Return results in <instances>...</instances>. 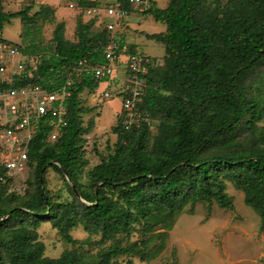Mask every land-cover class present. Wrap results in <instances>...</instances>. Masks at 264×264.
I'll use <instances>...</instances> for the list:
<instances>
[{
	"label": "trees",
	"instance_id": "obj_1",
	"mask_svg": "<svg viewBox=\"0 0 264 264\" xmlns=\"http://www.w3.org/2000/svg\"><path fill=\"white\" fill-rule=\"evenodd\" d=\"M121 1L125 8L131 9L129 0ZM205 1L169 0L167 7L161 8L151 0L150 7L144 11L167 27L159 33H144L148 39L166 45V70L157 74L151 62L148 87L139 106L150 116L160 113L176 119L177 133L166 149L167 157L161 162H151L140 150V145H136L127 157L120 148L130 133L139 127L127 130L122 126L121 115L120 148L96 167L98 181L102 182L96 190V198L93 200L83 193L74 179L79 156L76 142L81 130L80 114L86 110L80 106L79 95L93 79L83 75L76 80L73 95L68 100L67 125L60 137L59 148L50 145L41 149L49 127H40L31 143L30 156L32 153L37 157L38 195L22 207L0 211V233L5 222H22L13 231L11 239L0 238L7 264H109L82 257L76 253L77 248L65 250L59 258L44 257L43 245L36 241V233L27 227L26 217L52 218L62 210L65 216L63 232L76 246L69 230L79 217L86 221L87 228L100 230L105 238H109L107 232L114 227L131 232L152 207L165 208L175 215L194 199L216 198L226 206L230 201L221 174H228L235 185L245 191L247 203L260 212L264 224V151L254 156L231 157L233 150L227 149L231 144L229 141L239 131L253 128L263 114L253 97L239 92L236 81L246 70L264 64V0H229L225 5L222 0H215L214 9L204 8ZM100 4L97 0H80L72 8L82 12L86 7ZM41 7L32 15L29 14L30 6L7 12L0 0V31L14 17H20L25 24L51 10L49 5ZM64 28L65 25L60 23L54 30V53L37 54L41 56L36 73L40 77L48 79L57 70L82 58H87L90 63L104 59L102 52L107 33H93L92 24L84 22L76 29L78 40L70 41L65 37ZM131 49L136 51L137 47ZM40 77L35 81L41 83ZM213 147L217 151L206 155ZM51 167L62 175L65 170L74 189L92 204L84 205L80 212H71L69 205L53 203L46 178ZM0 175L6 176L2 168ZM10 179L0 181V193ZM106 189H119L126 206L106 196ZM5 215L8 217L3 221ZM151 216L158 220L157 215L151 213ZM115 253L111 251V254Z\"/></svg>",
	"mask_w": 264,
	"mask_h": 264
},
{
	"label": "rangeland",
	"instance_id": "obj_2",
	"mask_svg": "<svg viewBox=\"0 0 264 264\" xmlns=\"http://www.w3.org/2000/svg\"><path fill=\"white\" fill-rule=\"evenodd\" d=\"M80 0H50L51 10H46L34 21H26L4 25L1 32L5 39L20 40V49L28 54L48 56L55 52L54 30L60 23L65 25L66 39L77 41L76 29L80 23L92 24L91 32L107 33L102 25L97 24V18L89 14L87 9L72 8ZM107 4L115 0H97ZM165 8L169 0H154ZM229 0H222L225 5ZM41 0H18V9L31 7L29 14L42 9ZM206 9L216 7L215 0H206ZM129 19V27L125 34L132 46L152 58L154 71L163 74L166 70V45L151 40L144 33H159L166 30V24L156 21L152 15L137 10L134 6ZM138 38V39H137ZM140 38V39H139ZM48 52V53H46ZM46 53V54H45ZM40 56V60H41ZM122 71H119L121 76ZM78 79H81L79 77ZM93 78L80 93V106L86 110L80 114L81 130L77 137L79 156L74 171V179L80 190L91 199L102 182L98 181L96 167L115 154L121 130L120 110L122 101L119 97L105 100L101 91L105 83H96ZM239 92L253 97L262 110V116L253 128L246 127L239 131L231 141L228 150L232 149L231 157L254 156L264 151V64H256L246 70L236 81ZM167 93V92H166ZM147 125L138 126L124 140L122 152L129 157L136 145L151 162H161L167 157L166 149L173 137L176 136V119L160 113H152ZM197 126V124H196ZM137 128V127H135ZM134 129V128H133ZM60 136L53 140L50 134L45 138L41 147L55 145L59 148ZM217 151L213 147L206 155ZM37 157L31 153L27 169L10 179L0 193V211L14 207H22L32 201L39 193L36 179ZM47 190L53 203L69 205L70 211H81L87 202L75 191V185L65 174L62 175L54 168H49L46 174ZM230 203L222 205L216 198L194 199L183 209L171 215L165 208L152 207L146 216L134 226L131 232L124 229L111 228L105 238L104 234L93 227L87 228L86 221L76 218L77 223L69 230L75 239L76 246L69 242L63 232L65 216L61 210L57 217L27 216V227L36 233L37 242L43 245V256L59 258L70 249L82 257L92 258L93 261L109 264H264V224L262 215L246 201L245 191L236 186L228 174H221ZM105 195L126 206V201L119 189H106ZM132 211H135L133 209ZM157 215L158 220L151 216ZM8 215L2 217L4 221ZM164 217V218H163ZM22 222L4 223L1 227L0 238L9 240L13 231ZM170 223L171 226H168ZM115 251V255L111 254ZM0 264H7L6 254L0 245Z\"/></svg>",
	"mask_w": 264,
	"mask_h": 264
},
{
	"label": "built area",
	"instance_id": "obj_3",
	"mask_svg": "<svg viewBox=\"0 0 264 264\" xmlns=\"http://www.w3.org/2000/svg\"><path fill=\"white\" fill-rule=\"evenodd\" d=\"M150 1L129 0L131 9L125 8L121 0L86 7L97 18V24L108 32L102 52L104 59L97 63L79 59L48 79L36 74L40 55L23 52L0 31V168L6 172V176L0 175V181L15 178L27 169L30 146L40 127H49L48 134L53 140L64 132L68 100L76 80L83 75L106 84L100 93L105 100L121 99L124 128L131 130L150 122L149 112L139 106L148 87L152 58L138 48L132 51L133 44L125 37L129 19L136 11L134 6L144 12ZM39 77L41 83L35 81Z\"/></svg>",
	"mask_w": 264,
	"mask_h": 264
},
{
	"label": "crops",
	"instance_id": "obj_4",
	"mask_svg": "<svg viewBox=\"0 0 264 264\" xmlns=\"http://www.w3.org/2000/svg\"><path fill=\"white\" fill-rule=\"evenodd\" d=\"M18 0H3V7H4V10L7 11V12H15V11H18V4H17ZM42 5L41 6H44V4H51L50 3V0H41L40 2ZM40 10V9H39ZM37 10V11H39ZM37 11H34V13H36ZM33 13V14H34ZM14 20H16V22H21V27L24 26V21L20 18V17H14L11 19V22H6L4 25H11ZM5 27H3V30H4ZM2 30V31H3ZM138 39V38H137ZM140 39V38H139ZM18 44H21V41L20 40H17V41H14ZM139 48V47H138ZM41 54H44L42 52H40ZM48 53V52H46ZM28 54V53H27ZM38 54V53H37Z\"/></svg>",
	"mask_w": 264,
	"mask_h": 264
},
{
	"label": "water",
	"instance_id": "obj_5",
	"mask_svg": "<svg viewBox=\"0 0 264 264\" xmlns=\"http://www.w3.org/2000/svg\"><path fill=\"white\" fill-rule=\"evenodd\" d=\"M64 173H65V175L67 176V177H69L68 176V174H67V172L64 170ZM70 179V178H69ZM76 191V193L79 195V193H78V191L77 190H75Z\"/></svg>",
	"mask_w": 264,
	"mask_h": 264
}]
</instances>
